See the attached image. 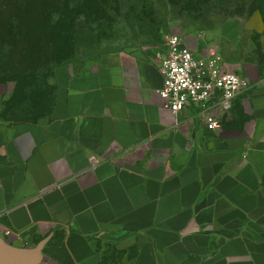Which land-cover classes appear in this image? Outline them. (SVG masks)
<instances>
[{"label":"crops","instance_id":"0c3cea01","mask_svg":"<svg viewBox=\"0 0 264 264\" xmlns=\"http://www.w3.org/2000/svg\"><path fill=\"white\" fill-rule=\"evenodd\" d=\"M33 19L0 16V57L30 54ZM223 23L213 48L252 85L228 108L170 111L167 52L141 48L55 68L52 109L36 122L7 116L0 93L1 252L31 264H264V80L243 22Z\"/></svg>","mask_w":264,"mask_h":264},{"label":"rangeland","instance_id":"374dc122","mask_svg":"<svg viewBox=\"0 0 264 264\" xmlns=\"http://www.w3.org/2000/svg\"><path fill=\"white\" fill-rule=\"evenodd\" d=\"M45 1L21 5L20 0H0V16L19 15L22 8L34 18L36 29L29 55L16 48V54L0 57V93L6 98L7 115L15 121L36 122L49 115L59 66L84 67L113 48L166 53L173 34L198 56L205 55L218 45L212 36L219 37L223 22L231 18L243 22V53L261 66L264 80V0ZM201 35L210 48L198 47ZM8 44L5 53L11 51Z\"/></svg>","mask_w":264,"mask_h":264},{"label":"built area","instance_id":"2783aa9c","mask_svg":"<svg viewBox=\"0 0 264 264\" xmlns=\"http://www.w3.org/2000/svg\"><path fill=\"white\" fill-rule=\"evenodd\" d=\"M167 47L161 66L164 76L161 97L175 114L192 106L201 114H207L213 104L228 108L238 96L251 89L248 78L225 67L217 48L209 49L206 57L198 56L175 34L168 37ZM208 123L210 129L219 127L211 117Z\"/></svg>","mask_w":264,"mask_h":264},{"label":"water","instance_id":"95a60500","mask_svg":"<svg viewBox=\"0 0 264 264\" xmlns=\"http://www.w3.org/2000/svg\"><path fill=\"white\" fill-rule=\"evenodd\" d=\"M0 264H31V263L27 261H19L14 257H12L11 255H8L0 251Z\"/></svg>","mask_w":264,"mask_h":264},{"label":"trees","instance_id":"16d2710c","mask_svg":"<svg viewBox=\"0 0 264 264\" xmlns=\"http://www.w3.org/2000/svg\"><path fill=\"white\" fill-rule=\"evenodd\" d=\"M16 1V0H15ZM21 1V5H23V4H25L26 3V1H29V0H20ZM45 1V0H44ZM71 0H66V2L67 3H69ZM1 2H2V0H1ZM46 2V1H45ZM48 3V2H47ZM30 4H31V2H30ZM1 11L3 12V8L1 9ZM20 11L21 12H24V14L26 13V10H24V9H22V8H20ZM262 11V10H261ZM39 23V22H38ZM39 24H41V23H39ZM7 115V114H6ZM5 115V116H6ZM8 116V115H7ZM6 116V117H7Z\"/></svg>","mask_w":264,"mask_h":264}]
</instances>
